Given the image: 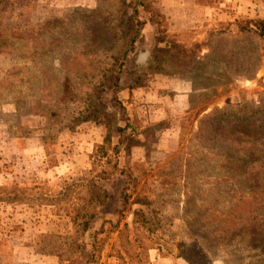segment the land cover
<instances>
[{
	"label": "rangeland",
	"instance_id": "rangeland-1",
	"mask_svg": "<svg viewBox=\"0 0 264 264\" xmlns=\"http://www.w3.org/2000/svg\"><path fill=\"white\" fill-rule=\"evenodd\" d=\"M263 1L153 0L162 24L139 9L145 26L119 89L98 92L120 45L121 3L130 0H0V264H80L96 240L102 250L89 264H264V251L239 237L260 230L248 222L254 210L264 220L250 203L264 200L251 195L264 185V168L251 165L264 163V112L253 115L264 109ZM16 29L21 39L10 36ZM163 29L196 49L195 62L168 60L149 72ZM92 104L101 108L98 123L86 121ZM209 115L226 122L204 124L205 139L198 127ZM250 119L258 128L227 150L225 123ZM108 136L107 169L117 162L130 172L105 181L95 178L105 159L95 158ZM225 152L246 165L233 167L239 185L226 178ZM16 187L49 191L17 203L9 200ZM126 187L131 200L140 194L154 204L125 208ZM87 210L98 216L82 234ZM135 210L149 225L134 224Z\"/></svg>",
	"mask_w": 264,
	"mask_h": 264
},
{
	"label": "trees",
	"instance_id": "trees-1",
	"mask_svg": "<svg viewBox=\"0 0 264 264\" xmlns=\"http://www.w3.org/2000/svg\"><path fill=\"white\" fill-rule=\"evenodd\" d=\"M154 2L153 0H130L129 4H126L125 2L121 3V11L119 12L120 18L118 19V22L116 24L117 30L115 31V36L117 37L120 45L117 46V48L113 49V53L111 56L112 59V63L111 65V71L110 72H106L105 74H103L101 76L100 79V83L96 86V89L98 90V92H103V90H101V88L103 87H108L110 89H119V85L121 82V73L122 70L125 66V63L128 59L129 53L133 52L135 50L136 47V43L141 35V32L144 29L145 26V22H143L142 20H140L139 14H140V8H143L144 11H146L147 13H149L151 15V21L153 22H158V25H161L162 22L161 20H157L158 18H156V15L161 18V15H159V13L157 12V10L154 8L153 6ZM131 11V13H130ZM263 23V22H262ZM4 33V32H3ZM12 34L13 38H22V33L19 30H14L12 32V30L10 31V36ZM40 40V39H39ZM41 41V40H40ZM44 49V48H43ZM195 52L196 49H189L186 46L180 44L175 37L168 35V31L167 29H163L160 30L159 36H157L156 38V46L152 52V57H151V62L149 65V72L151 73H157L159 70L162 69V67L168 62L170 63H175L178 64L177 62H179L178 60H187L190 62H195ZM39 55H42V57L45 56V54L43 53H37ZM138 84V83H137ZM93 109L89 110V116L86 118V121H93L95 123H98L100 120V111L101 108L97 105L92 104ZM206 111V110H204ZM203 111V112H204ZM264 112V109L258 110L256 112L253 113L254 116H257L261 113ZM192 112H188L187 113V117L185 119L190 120V115ZM189 117V118H188ZM226 122L224 119H218V118H214L213 115H209L206 117V119L204 121L200 122V125L198 127V133L199 134H205V139H207L210 135L206 129V127H204V124L210 123V126L213 125L214 123H223ZM244 121L242 120H237L234 121V125L229 124V122L225 123L224 127L228 126L229 130L227 131V141H228V145L224 146L227 150H232L233 148L237 147V146H241L243 143V135L245 134L246 131H248V129H257L258 127H256L257 123L256 122H252V120H245V122H247V126L243 125ZM220 127H222V125H219ZM130 126L129 124H127L126 129H128ZM209 129V128H208ZM119 132L121 133L122 136V129H119ZM253 140H257V138L255 137V135H252ZM111 138L108 136L106 139V143L103 146H100L98 149V155L95 159H98L99 161L103 162V159H105V162H103L104 164H102L101 168H103L102 170L99 171V175H97V177L95 178H100L101 180H108L111 178V176L113 175V173L115 172H120L121 175L123 176H128V172H130V170H120L118 163L116 162L113 166H112V172H109V170L107 169V167L109 165H111L113 163V159L112 156H109L106 152V145H110ZM211 141V140H210ZM210 141L208 142V148L214 151H217L216 148V144H214L215 146H211ZM224 147H219L218 151H222V148ZM114 152L118 153V148L114 147L113 148ZM222 158H225L224 160V168L227 169L226 173H227V180L229 181H235L236 185H239V180H238V175L236 173V168L234 169L233 167L237 166V169H239V167H245L243 166V164H241V159L240 158H236L237 161L232 160L230 157H228L230 154L225 152L223 154H220ZM229 158V159H226ZM101 162V163H102ZM255 165L256 168H264V163L262 162V160H256L254 158L251 159V165ZM261 168V169H262ZM92 173V172H91ZM264 173V172H263ZM129 176L131 177V174H129ZM99 181V180H97ZM95 179L93 181L92 184V188L96 191L95 193V203L98 206H103L105 205V199H106V192L103 189V186H100L99 183L97 182ZM264 185H260V186H255V188L251 191V195H254L256 193L259 192L258 195L262 196L264 194ZM38 189H25V188H20V187H16L14 188L15 194L13 196V198H9L10 201H14L17 203H26L27 201H32V199L36 196H38L39 198L43 197L44 195H46L45 191H49L46 190V187H36ZM128 187H126L123 191V199H124V206L125 208L131 207V210L133 208V206H140L141 208H149L150 206H152L154 203L150 202L148 200V198H142L140 196V194H138L136 196V198L134 200L132 199V196L128 194ZM6 191V189H4ZM37 190V191H36ZM240 192V188L235 190L234 193H239ZM31 196V197H30ZM26 197H30V198H26ZM28 203V202H27ZM251 204H254V208L258 207V210L261 212L262 210H264V200H260L259 199H254L253 202H250ZM134 215L135 217H137V219L135 218L134 224H138V218L141 220H144V224L145 225H149L147 222V217L146 214L144 212V210H140L134 211ZM98 216V212L94 211L92 212V210H87V213L84 215H81L80 218V222H79V229L80 231H82V234L87 233L92 226V221L97 218ZM248 222L250 223V225H252L253 228L255 229H260L258 231H255L252 234H245L243 232H240L239 237H240V241L246 243L249 247H260L263 251H264V220L263 218H261V216L258 214L257 210H254L252 216L249 218ZM147 227V226H146ZM125 228H129L128 225H125ZM150 233L155 234L154 232L157 230H159V227L155 226V230H151V228H146ZM96 238V236H95ZM70 247H76V245H70ZM94 251L93 253H86L85 251L81 250V247H77V250H79L80 248V253H79V257H80V264H89L90 262V258L92 256L96 255V252H101L102 248L99 247L98 249V245H97V240L95 241L94 244Z\"/></svg>",
	"mask_w": 264,
	"mask_h": 264
},
{
	"label": "built area",
	"instance_id": "built-area-1",
	"mask_svg": "<svg viewBox=\"0 0 264 264\" xmlns=\"http://www.w3.org/2000/svg\"><path fill=\"white\" fill-rule=\"evenodd\" d=\"M264 10V1L262 3V7H258V13L261 14V11Z\"/></svg>",
	"mask_w": 264,
	"mask_h": 264
}]
</instances>
